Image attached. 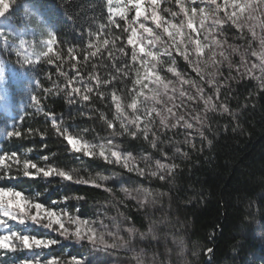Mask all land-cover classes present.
<instances>
[{
    "label": "clouds",
    "instance_id": "1",
    "mask_svg": "<svg viewBox=\"0 0 264 264\" xmlns=\"http://www.w3.org/2000/svg\"><path fill=\"white\" fill-rule=\"evenodd\" d=\"M109 7L115 11L100 26V54L87 61L86 77L76 75L77 86L95 89L93 99L99 96L107 109L90 105L103 133L88 139L67 127L87 148L68 149L79 154L74 164H51L73 177V184L91 185L105 195L52 199L46 207L60 217L61 229L55 217L36 207L45 205L41 201L52 187L50 177L37 169L46 185L42 190L0 186V220L7 217L0 237L11 235L23 251L28 242L35 247L37 229L46 230L58 238L41 236V247L49 240L79 246L85 249L82 264H95L101 254L107 264H201L205 245L192 238L190 224L175 212L173 168L177 159L189 158L185 149L197 137L211 147L206 130L214 115H239L220 106L226 102L220 99L224 89L245 81L264 87V0H112ZM65 97L69 106L82 102L70 93ZM31 153L27 148L22 155ZM85 157L111 167L91 170ZM40 160L50 166L48 156ZM28 172L24 167L0 171V182L29 178ZM132 211L142 223L133 220ZM37 264H46L42 256Z\"/></svg>",
    "mask_w": 264,
    "mask_h": 264
},
{
    "label": "trees",
    "instance_id": "2",
    "mask_svg": "<svg viewBox=\"0 0 264 264\" xmlns=\"http://www.w3.org/2000/svg\"><path fill=\"white\" fill-rule=\"evenodd\" d=\"M105 2L106 0H67V3L65 0H16L9 15L13 25L21 27L23 21L20 5H34L43 14L48 26L58 33L62 41L60 47L65 51L69 47H75L87 57L85 50L90 40L88 33L94 31L100 35V26L107 23L110 15L108 8L103 7ZM66 12L73 19H68ZM11 59L15 61L13 56ZM67 59L65 56V60ZM93 59L90 58L89 61ZM78 67L80 75L86 77L90 71L89 65L80 64ZM61 69L73 79L77 78L76 70L67 63L61 65ZM47 70L53 73L54 79L62 80L55 74L57 70L54 65L47 66ZM33 76L35 79H43L42 73H33ZM24 80L9 85L12 117L0 113V130H11L13 125L24 123L42 128L46 123L42 116L35 119L30 116L35 111L30 107L34 82L28 85L23 83ZM221 98L231 110H238L239 115L235 119L229 114L214 115L211 130H206V135L213 141L211 147L206 140L197 137L194 140L196 149H185L189 152V158L177 159L180 168L177 169V189L172 192L173 205L179 218L190 224L192 238L205 245L201 252V264H264V236L260 235L264 232V92H260L252 81H245L224 89ZM245 104L248 106L244 107ZM47 105L51 111L62 114L70 131L79 132L88 139L96 133H103L99 117L90 107L95 105L96 109L107 111L100 103V98L95 97L91 102H78L69 106L65 96L49 97ZM131 146L135 147L136 142H131ZM27 148L35 150L29 159L39 161L42 156L47 155L50 157L47 163L60 167L76 163L75 156L79 155H70V146L54 135L50 128L45 139L34 136L8 142L0 147V152L12 151L22 155ZM84 160L94 171H107L111 167L87 157ZM49 183L51 190L41 201L46 206L52 199H60L66 194L84 195L88 199L105 195L102 189L91 185L71 182L61 184L59 177L49 178ZM159 183L166 187L163 182ZM0 186L34 191L42 190L46 185L39 179L22 178L0 182ZM69 206H72V202H69ZM85 214L86 210L81 212L82 216ZM130 214L138 224L142 223L138 214L134 211ZM65 247L62 245L52 248L50 252L66 257L63 250ZM209 247L213 249L212 253H207L206 249ZM69 254L82 259L85 249L73 245ZM106 260L96 259L95 264H107Z\"/></svg>",
    "mask_w": 264,
    "mask_h": 264
},
{
    "label": "snow or ice",
    "instance_id": "3",
    "mask_svg": "<svg viewBox=\"0 0 264 264\" xmlns=\"http://www.w3.org/2000/svg\"><path fill=\"white\" fill-rule=\"evenodd\" d=\"M112 0H106L103 7H107L109 12H114L115 10L109 7ZM16 3V0H0V18H3L7 23L0 25V61L4 62V65L13 64L15 68L16 65L19 66L17 71L20 69L24 70L25 80L23 83L32 85L34 82V87L32 93L30 94L31 105L35 111L30 113V116L35 119L37 116H42L46 123L41 127H34L32 124H20L13 125L11 130L7 128L0 130V146L4 147L8 142H15L20 139H28L34 136H39L42 139L47 138L48 129L50 128L54 135L61 138L66 142L70 148L77 153L81 152L82 148H87V145L81 140L80 136L68 131L65 121L62 118V114H57L54 111H51L47 105L49 97L65 96L66 93H70L72 98L79 97L82 102H91L93 100L92 89L91 91H85L83 85L77 86V80L67 73L62 71L61 65L67 63L73 69L76 70V75L79 73L80 64L87 65V61L90 58H93L95 55L100 54L96 51L97 44L100 42V35L96 32H89L90 37L87 48V57L83 51H78L75 47H69L66 51L60 47L62 41L59 38L58 33L54 28H51L47 24L42 26V36H46L45 39L35 38L34 40H25L20 38L19 33L16 34V38L13 39L12 33L15 32V27L13 22L8 20L7 13H9L10 7ZM67 3V0H65ZM34 7V5H33ZM15 11V10H14ZM27 11V10H26ZM41 16L42 13H39ZM68 19H73V17L66 12ZM18 40V43L16 42ZM94 40V42H92ZM131 43V41H130ZM15 56L16 59L13 62L11 57ZM65 56L68 57L65 60ZM54 65L56 75L61 79H54L53 73L47 70V66ZM33 73L36 75L43 74V79H35ZM2 78V77H0ZM63 83V86L61 87ZM89 83L93 81L89 80ZM111 86V85H109ZM36 89H39L38 91ZM260 92H264V87L258 88ZM100 98L99 96H97ZM222 93L220 94V99L223 101ZM223 108H227L229 112L231 109L227 102H224L220 105ZM248 105L245 104L244 107ZM27 119V118H25ZM235 119V117H233ZM211 127V125H209ZM204 140V138H201ZM47 147V145H44ZM196 142L193 141L191 144L192 149H196ZM35 150L32 149V152ZM91 155V153H88ZM103 155V154H102ZM47 156V155H44ZM42 156V157H44ZM189 157V154H188ZM50 159V157L48 156ZM11 166V169L9 168ZM21 167L28 168L29 172L27 175L30 179H38L37 169L39 173L47 177H61L66 182L73 183V177L68 175L63 171L62 168L55 166L44 167L39 161H33L32 159L25 158L23 155H18L16 152L5 151L0 152V171H11L20 169ZM179 166H174L173 171L177 172ZM37 208L44 209V216L51 215L55 217V223L61 228H64L63 223L60 220V217L56 215L55 212H50L46 205L37 204ZM39 215V214H36ZM7 221V217L4 220H0V225ZM15 223V220L11 221ZM80 229H77V234H79ZM35 235V232L33 233ZM261 236H264V232L260 233ZM39 235L35 240V247L29 246L24 248L23 251L17 250L15 247V241L12 239L11 235H6L0 237V264H37V257L42 256V261L46 264H61V261H64V264H82L81 259H72L67 260L62 255H53L52 258H45L46 253L44 250L52 249L57 244L53 240H49L47 244H44L41 247L42 241ZM92 238L95 239V234L93 233ZM207 253H212L213 249L211 247L206 249ZM31 253L30 256L18 257L19 253Z\"/></svg>",
    "mask_w": 264,
    "mask_h": 264
},
{
    "label": "rangeland",
    "instance_id": "4",
    "mask_svg": "<svg viewBox=\"0 0 264 264\" xmlns=\"http://www.w3.org/2000/svg\"><path fill=\"white\" fill-rule=\"evenodd\" d=\"M20 6L22 9L21 21H23V23L21 24V27H16L15 25H13L15 27V32L12 33L13 39L16 38L17 33H19L20 38H23L29 41L34 40L35 38L45 39L46 36H42L41 32L43 30L42 26L47 24V22H45L43 17L39 14L40 12L29 4H21ZM10 10H11V7L9 11ZM6 15L8 17V20H11V16L9 15V13H7ZM5 23H7V21H5L3 18H0V25H3ZM16 42L18 43V40H16ZM13 57L16 59L15 56ZM18 68H19L18 65H16L14 68L13 64H7L5 66L4 62L0 61V77H2L0 78V113L10 118L12 117V110H11V96H10L9 85L18 84L19 82H21L22 79H25L24 70L20 69L17 71L16 69ZM36 231L39 235H42V236L49 235V236H52L53 238H58V237H55V234L47 233L46 230H44V232H41L40 230L37 229ZM60 246L62 245H56L53 248H57ZM71 248L72 246L63 248V250H65L64 252L66 256L65 258H68V260L78 259L74 256H69ZM44 251L47 254L45 258L50 259L55 254V253L53 254L52 252H50L51 249H47ZM30 255L31 253L25 252V253H19L18 257H24V256H30ZM102 258H106L107 260L109 259L103 254L98 255L96 259L100 261V259Z\"/></svg>",
    "mask_w": 264,
    "mask_h": 264
}]
</instances>
